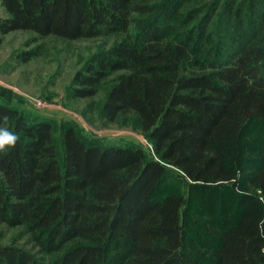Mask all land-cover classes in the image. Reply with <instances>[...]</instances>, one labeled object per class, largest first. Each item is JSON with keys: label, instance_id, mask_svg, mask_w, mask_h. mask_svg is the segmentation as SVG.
<instances>
[{"label": "trees", "instance_id": "trees-1", "mask_svg": "<svg viewBox=\"0 0 264 264\" xmlns=\"http://www.w3.org/2000/svg\"><path fill=\"white\" fill-rule=\"evenodd\" d=\"M1 5L0 43L16 29L68 39L122 33L75 73L73 94L93 96L110 72L124 70L103 112L110 120L135 112L155 156L141 145L87 140L69 122L60 156L50 119L29 121L0 100L20 136L0 154V222L24 225L44 254L81 239L56 264H264V25L256 43L206 69L160 0ZM256 7L264 20V5ZM184 176L207 209H192L171 180ZM0 264L40 263L10 244L0 246Z\"/></svg>", "mask_w": 264, "mask_h": 264}, {"label": "rangeland", "instance_id": "rangeland-1", "mask_svg": "<svg viewBox=\"0 0 264 264\" xmlns=\"http://www.w3.org/2000/svg\"><path fill=\"white\" fill-rule=\"evenodd\" d=\"M160 3H166L164 13L170 14L169 23L178 28L175 33L191 38L194 54L202 59L206 69H209L212 59L233 58L244 45L256 43L264 25L256 7V3L264 5L263 0H255V5L251 4V0H160ZM191 13L194 14L189 17ZM228 13H232L231 17ZM0 16H6L1 0ZM2 37L0 100L19 107L29 121L50 119L54 124L60 156L63 151L62 130L68 122L74 124L78 133L87 140L103 146L141 145L150 156L153 155L149 139L135 112L121 113L115 120L108 119L103 112L107 93L114 79L124 70L110 72L93 96L77 97L73 94L75 73L97 53L120 41L122 33L68 39L16 29ZM28 50L36 51V54L24 61L22 54ZM190 69L199 70V67ZM171 168L179 172L177 168ZM171 180L184 194L191 195L192 209H207L197 204L199 191L190 187L191 179L184 176ZM205 191L211 194V190ZM203 195H206L204 191ZM205 218L206 213H202V219ZM80 243L81 239L75 238L62 250L44 254L34 245L24 225L10 226L0 222V246L15 244L31 249L40 264H56L55 261L65 252Z\"/></svg>", "mask_w": 264, "mask_h": 264}, {"label": "clouds", "instance_id": "clouds-1", "mask_svg": "<svg viewBox=\"0 0 264 264\" xmlns=\"http://www.w3.org/2000/svg\"><path fill=\"white\" fill-rule=\"evenodd\" d=\"M9 119V116L0 114V154L4 155H7L10 150L14 149L20 140V136L11 130ZM260 223H264V220ZM259 234L264 237V231H261Z\"/></svg>", "mask_w": 264, "mask_h": 264}]
</instances>
